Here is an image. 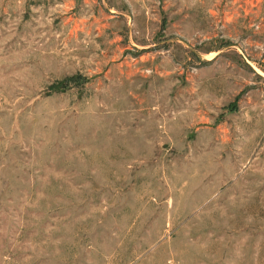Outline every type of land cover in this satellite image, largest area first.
Segmentation results:
<instances>
[{
	"label": "rangeland",
	"instance_id": "374dc122",
	"mask_svg": "<svg viewBox=\"0 0 264 264\" xmlns=\"http://www.w3.org/2000/svg\"><path fill=\"white\" fill-rule=\"evenodd\" d=\"M0 264H264V0H0Z\"/></svg>",
	"mask_w": 264,
	"mask_h": 264
}]
</instances>
